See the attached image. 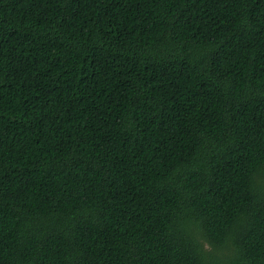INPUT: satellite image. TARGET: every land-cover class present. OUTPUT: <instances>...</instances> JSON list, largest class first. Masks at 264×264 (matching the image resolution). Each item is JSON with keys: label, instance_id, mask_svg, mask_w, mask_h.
I'll list each match as a JSON object with an SVG mask.
<instances>
[{"label": "trees", "instance_id": "trees-1", "mask_svg": "<svg viewBox=\"0 0 264 264\" xmlns=\"http://www.w3.org/2000/svg\"><path fill=\"white\" fill-rule=\"evenodd\" d=\"M0 264H264V0H0Z\"/></svg>", "mask_w": 264, "mask_h": 264}]
</instances>
